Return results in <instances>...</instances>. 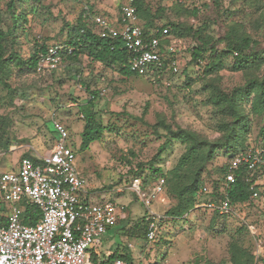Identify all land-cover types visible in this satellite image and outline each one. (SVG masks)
<instances>
[{
    "label": "rangeland",
    "instance_id": "374dc122",
    "mask_svg": "<svg viewBox=\"0 0 264 264\" xmlns=\"http://www.w3.org/2000/svg\"><path fill=\"white\" fill-rule=\"evenodd\" d=\"M8 0H0L7 28L12 20L5 12ZM126 0H21L16 11L21 16L23 32L18 30L14 43H8L5 57L16 51L27 58L35 49V43L46 45L62 40L67 25L76 22L84 6L91 14H104L114 18ZM154 16L155 26L170 22L194 29L204 25L208 34L217 39L230 21L244 26L257 42L256 49L264 50V0H144ZM25 16L26 21H22ZM87 19L86 17H84ZM167 27V26H165ZM21 28V27H20ZM177 37V36H175ZM187 39L185 47L191 46ZM12 45V46H11ZM180 71L164 74L162 78L132 75L124 78L118 71L81 56L71 66L62 63L54 72L35 74L20 72L17 68L0 71V139L8 140L7 150H0V172L17 167L21 156L47 153L55 138L53 119L63 123L70 134L69 144H79L83 120L80 104L96 91L94 110L106 128L100 140L94 141L85 151H75L77 169L89 183L82 200L103 203L111 200L123 206L122 216L108 229L107 241L115 243L119 253H133L134 263L149 261L157 264H232L229 260V244L236 241L255 255L256 264H264V209L259 202L241 206L237 215H221L204 207H194L183 218L171 219L165 211L174 200L163 190L157 197L148 199L161 177L153 180L143 177L150 172V162L167 139L165 123L173 130L189 129L215 140L220 137V115L205 101L202 90V69L188 64L189 54L184 50L178 55ZM232 56L224 59L226 68L219 71L222 87L229 89L244 80L240 71H230ZM69 67L73 74L59 84ZM7 72V74H3ZM264 75V65L259 69ZM194 82L185 85L186 77ZM6 82L7 86L2 83ZM101 91V94L99 93ZM260 123L251 121L250 130L243 138L247 146L257 145ZM74 146V145H73ZM185 145L177 140L166 145L154 165L163 169L172 167ZM228 153L218 152L211 165L226 163ZM138 164L144 166L141 176H135ZM140 178L143 199L134 191L132 182ZM203 197V196H202ZM199 200H203V198ZM0 204L9 209L0 192ZM153 215L158 225L152 240L127 229L138 221V231H143L142 218ZM122 217V218H121ZM140 223V224H139ZM138 233V232H137ZM105 250V244L97 248V254ZM257 255V256H256Z\"/></svg>",
    "mask_w": 264,
    "mask_h": 264
},
{
    "label": "trees",
    "instance_id": "16d2710c",
    "mask_svg": "<svg viewBox=\"0 0 264 264\" xmlns=\"http://www.w3.org/2000/svg\"><path fill=\"white\" fill-rule=\"evenodd\" d=\"M20 2L21 0H8L5 6V12L12 20V25L5 29L0 27V71H3L4 68L7 70L17 68L20 72L31 71L35 74H43L36 72L35 68L38 51L46 47L44 42L35 43V49L27 58H21L13 50L10 51L8 57H5L8 43L13 44L15 42L14 39L18 36V30L20 32L24 31L22 23L19 21L21 16L16 11V5ZM133 4L144 33L147 34L155 26L153 17L158 14L151 13L144 0H134ZM4 21L3 12L0 10V25ZM22 21H26L25 16ZM66 25V34L59 42L68 43L74 47L71 54H67L62 58V63L67 62L66 66H71L75 62H79L81 56H86L103 66L113 68L124 78L137 75L128 68L129 55L122 47V42L118 38L100 36L97 25L90 19L84 18V9L74 24ZM165 26L169 28L170 33L174 37L177 36L176 38L183 42H186L187 39L192 41L191 46L185 47V51L190 57L188 64L203 68L199 78H201L202 90L206 93L205 101L214 106L220 115V121L217 125L220 137L215 140H209L189 129L179 128L178 130H173L165 123L164 119H161L159 123L163 125L168 134L166 141L160 146L155 158L159 160L166 145L173 140L185 145V149L178 157L176 163L166 170L158 165L155 166L154 158L149 165L150 172L143 177V181L146 183L147 177L151 180L157 177L164 178L166 192L174 200V203L165 211L166 216L171 219L183 218L195 207L199 199L205 196L199 192L204 182H210V195L214 199L222 198L225 194L232 205L250 206L254 202L250 198L252 193L250 186L253 179L257 177L258 172L256 171L251 176V180H248L249 172L241 167L235 172V179L225 183L223 174L227 164L225 162L217 166L211 164L218 152L228 153L233 151L232 156L248 147L246 143L244 145L243 138L250 130L253 119L260 123L257 134L259 141L256 144L264 147V75L259 74V69L264 65V50L256 49V40L237 21H230L224 33L217 39L207 33L204 25L194 29L192 26H182L178 23L170 22L159 27L162 29ZM227 56H232L233 58L229 70L240 71L244 77L241 83L229 89L222 87L220 75L218 74L220 70L226 68L224 59ZM73 72L72 67H69L64 72V75L56 79V81L59 84L64 83L65 79L71 77ZM3 74L5 75L7 72ZM154 78H162V76L155 75ZM190 78L189 76L186 77V80H190V82H186L185 85L194 82L193 78ZM2 84L8 87L6 82L3 81ZM90 94L89 99L79 106L83 127L80 132L79 144H72L74 151L87 150L91 143L101 139L106 128L101 117L94 110V100L98 97V93L93 90ZM8 143V140L0 139V150H7L9 147ZM24 156L29 157L34 162L38 161L36 156ZM143 172L144 166L138 164L134 170V175L141 176ZM22 204L24 205V211L20 215L22 222L34 224L39 219V209L28 201H22ZM153 219L154 216L150 214L145 219L142 218L140 220V223H143V231H138V221L133 223L127 229L128 234L133 235L136 233L138 236L146 237L147 226ZM5 223L6 219L0 214V224ZM254 256L236 241L230 242L229 260L232 264H256ZM117 257L134 264L132 259L126 254H117L116 252L111 254L107 260ZM92 260H96L94 254H92Z\"/></svg>",
    "mask_w": 264,
    "mask_h": 264
},
{
    "label": "built area",
    "instance_id": "2783aa9c",
    "mask_svg": "<svg viewBox=\"0 0 264 264\" xmlns=\"http://www.w3.org/2000/svg\"><path fill=\"white\" fill-rule=\"evenodd\" d=\"M133 3L134 0H126L115 18L91 14L85 5L84 17L97 25L100 36L118 38L122 42L129 55L127 65L131 72L146 77L177 74L181 68L178 55L184 52L185 42L174 37L168 27L153 26L145 34ZM73 49L64 42L47 44L38 51L36 72L57 69L63 56L71 54ZM52 125L55 138L47 153L36 154L37 162L21 156L16 168L0 172L1 195L4 201L11 203L9 209L3 204L0 207V214L6 219L5 224H0V264H131L121 257L92 260V254L97 253L102 244L103 235L118 221L123 206L111 200L103 203L82 200L89 181L77 169L76 154L69 144L66 126L56 119ZM226 164L225 183L233 181L235 172L241 167L249 172L248 180L258 172L250 186V198L264 209V147L250 145L229 157ZM163 183L160 179L146 194L148 199L157 197L163 190ZM132 186L143 199L145 193L140 178H134ZM199 192L208 200L198 201V206L221 215H237L241 207L230 204L225 194L214 199L210 195V182H204ZM22 201L39 209L40 216L34 224L22 222ZM157 225L156 219L149 222L147 239L155 238Z\"/></svg>",
    "mask_w": 264,
    "mask_h": 264
},
{
    "label": "crops",
    "instance_id": "0c3cea01",
    "mask_svg": "<svg viewBox=\"0 0 264 264\" xmlns=\"http://www.w3.org/2000/svg\"><path fill=\"white\" fill-rule=\"evenodd\" d=\"M116 16H117V14H116ZM115 16V17H116ZM114 17V18H115ZM203 198V201H207L208 200V197H205V196H203L202 197ZM199 202H200V200H199ZM198 202V203H199ZM198 203L195 205L197 208L198 207H201V206H198ZM122 214V213H121ZM120 214V216H122ZM119 216V217H120ZM122 218V217H121ZM119 219V218H118ZM107 238H108V230H107V232L103 235V238H102V244L104 245L105 244V250L101 253V254H97V253H94V255L96 256V260L95 261H101V260H105V259H107L111 254H113V253H117V254H121V253H119V249L117 248V245L115 244V243H111V242H108L107 241ZM101 244V245H102ZM122 254H125V253H122ZM128 257H130L131 259H132V261L134 262V258H133V253H131L130 255H128V254H126ZM134 264H137V263H134Z\"/></svg>",
    "mask_w": 264,
    "mask_h": 264
}]
</instances>
